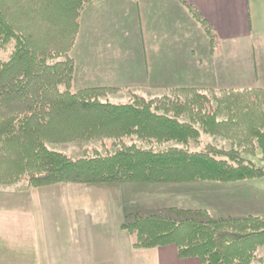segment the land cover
Returning <instances> with one entry per match:
<instances>
[{
    "label": "trees",
    "instance_id": "1",
    "mask_svg": "<svg viewBox=\"0 0 264 264\" xmlns=\"http://www.w3.org/2000/svg\"><path fill=\"white\" fill-rule=\"evenodd\" d=\"M92 1L0 0V184L25 191L68 182L263 178L264 165L246 155L264 164V87L178 86L152 98L133 93L127 103L108 98L120 86L72 90L71 50ZM181 2L211 48L221 47L213 24L196 5ZM79 140L106 146L80 157L50 147ZM172 210L131 214L122 227L133 246L175 244L181 258L202 264H264V215Z\"/></svg>",
    "mask_w": 264,
    "mask_h": 264
},
{
    "label": "crops",
    "instance_id": "2",
    "mask_svg": "<svg viewBox=\"0 0 264 264\" xmlns=\"http://www.w3.org/2000/svg\"><path fill=\"white\" fill-rule=\"evenodd\" d=\"M186 1L213 24L220 52L211 53L203 28L180 0H93L81 15L71 53L74 78L87 86H117L141 77L148 90L163 91L167 85L264 87V0ZM114 14L124 16V31L115 27ZM118 34L126 38L122 47L110 41ZM130 36L141 39L136 43ZM198 45L204 48L200 58ZM129 47L143 54L141 69L124 60ZM227 59L240 74L231 82L214 79ZM117 61L123 64L113 66ZM8 198L25 202L0 205V264H202L198 257L181 258L175 244L136 248L122 224L131 214L172 216L175 207L206 209L215 218L264 215V177L237 182H68ZM8 228L13 229L10 234L3 230Z\"/></svg>",
    "mask_w": 264,
    "mask_h": 264
},
{
    "label": "rangeland",
    "instance_id": "3",
    "mask_svg": "<svg viewBox=\"0 0 264 264\" xmlns=\"http://www.w3.org/2000/svg\"><path fill=\"white\" fill-rule=\"evenodd\" d=\"M112 17H113L112 20H116V26L115 27L117 28V30L121 31V28H123V31H124V28H125L124 16L121 15V14H114V16H112ZM131 38H133L134 41H136V43H137V41L141 39V36H132V37L130 36L129 40ZM125 39H126L125 36L121 35V34H118V35H115V36L112 35L110 37V41L113 44L116 43V44H118L121 47L125 44ZM129 40H128V43H130ZM199 41L201 42V36L200 35H199ZM188 44H189L188 42H185V45H188ZM209 45H210V43H209ZM198 46H199L198 57L200 58V55L201 54L203 55V49L204 48L201 45H198ZM126 47H128V45ZM210 50H212L211 53L214 54V53L220 52L222 50V48L219 47V48H215L213 50L211 48V45H210ZM72 51H73V49L71 50V53H72ZM125 52H127L126 55H122V56H124V60L128 64L134 62L135 66L137 68H140L142 66V64L144 62V57H143V54L140 53L137 48L133 50V49H130V47H129V48H127V50ZM2 54H3V51L0 52V58L3 57ZM122 56L120 57V59H122ZM228 60L229 59H227L226 62H224L223 69L218 71V73H217V75H216V77L214 79H220L221 81H230L231 82V81L234 80V75L235 74H237V73L240 74V71H239V69L237 67H235L234 65H228L229 64V62H227ZM104 62H105V64H109L110 65V62H109L108 59H105ZM112 63H113L112 64L113 66H120V65L123 64L120 61L112 62ZM105 75H106L107 78H110V74L106 73ZM82 86H87V85H82V83H80V81H78L77 78H74L72 90H77V89H79ZM117 86L124 87V88L122 90H119V91H116V92H112V93H110L108 95L109 100L112 101V102L127 103V102H129L131 100V96H132L133 93L140 94V95H142V96H144L146 98H152V97H155V96L163 95V94L167 93L170 90L169 87H168L170 85H167V88L164 91H163V89H151L152 91L148 90V88H151L150 85H147V84L143 83L141 77H139V78L130 77L129 80L126 83H118ZM186 86H193V85H186ZM197 86H200V85H197ZM203 87H209V86H203ZM236 87L238 88L239 86L233 85V83H229L228 87L218 86V87H213V88H236ZM241 87H251V86H241ZM184 117L187 118V116H184ZM217 139L220 140V141L225 142L222 139V137L221 138L218 137ZM106 141H107L106 142L107 146L110 147L111 146V140H106ZM103 142H105V141H103ZM103 142L102 141L79 140V141H73V142L51 143L50 147L52 149H54V150L65 152V153L69 154L72 157H80V156L84 155L85 151L93 150V148H95L96 146H99L102 149L104 146H106V145H104ZM173 144H176V143H173ZM173 144L172 143H165V145H173ZM156 145L159 146L160 144H156ZM191 148L195 149V148H198V146L196 144H192ZM246 156H247V158L252 159L257 165H262V166L264 165L262 163L261 159L259 158V156H256V155H246ZM240 181H242V180H240ZM190 182H198V181H190ZM190 182H154V183H190ZM233 182H237V181H233ZM14 186L15 185L12 184V183L0 184V198H1V195L5 196L3 198L4 201L0 200V205L3 204L4 206H6L8 208L13 207V206H23V202H25V199L21 198L20 200L14 201L13 199H9L8 197H10L11 194L12 195L13 194H19V193L31 190V188H34V187H31V188H29V189H27L25 191H16L14 189ZM39 187H43V186H39ZM169 215H170V213H168L167 216H169ZM7 220H8V218L5 219V221H7ZM6 223L8 225V221ZM3 230L5 232H7L8 234H10L9 232H12L13 229L12 228H8V229H3Z\"/></svg>",
    "mask_w": 264,
    "mask_h": 264
}]
</instances>
